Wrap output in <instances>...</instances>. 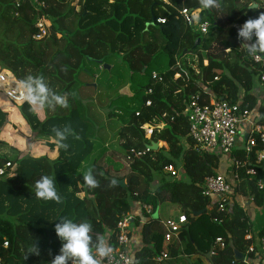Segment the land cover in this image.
Here are the masks:
<instances>
[{"label":"trees","instance_id":"16d2710c","mask_svg":"<svg viewBox=\"0 0 264 264\" xmlns=\"http://www.w3.org/2000/svg\"><path fill=\"white\" fill-rule=\"evenodd\" d=\"M45 2L46 8H37L24 0L17 8L14 0H0V68L11 72L18 82L28 75L42 76L71 98L78 88L97 92L93 85L78 82L81 74H89L84 69L86 63L102 62L103 67L113 59L123 61L133 95L115 98L109 109L112 116L113 110H120L128 118L119 138L125 159L131 158V174L120 180L94 167L98 186L86 187L78 171L93 152L90 137L97 132L94 126L91 130L89 108L79 104L67 115L50 117L45 109L42 118L41 111L34 113L25 102L20 107L21 115L40 136L51 139L48 147L56 149L58 157L10 160L0 156V162L13 163L12 176L0 179V259L5 264H51L61 248L54 230L61 218L91 223L93 241L101 235L108 246L117 248L118 224L129 214L134 216L130 238L135 235V225L142 239L138 252L131 241V255L136 264H153L165 248V229L156 216L162 199L177 206L187 220L180 240L168 247L170 258L196 255L208 257L211 264H232L235 260L230 240L237 251L246 254L252 244L246 237L253 224L235 197L247 198L259 209L264 207V189L258 186L264 183V162H256L262 145L258 142V147L247 153L244 138L242 146L229 155L239 164L238 168L231 166L239 181L232 203L220 211L211 198L203 195L202 187L206 178L220 175L222 154L194 149L186 108L197 94L203 102H241L243 110H258L259 122L264 125V105H259L253 93L254 79L264 73V68L254 62L237 38L238 29L264 12V5L252 9L255 0H218V8L206 10L200 8L198 0H169V4L159 0ZM184 8L200 9V22L210 23L206 35L187 25L180 14ZM41 18L50 21L51 34L36 41V23ZM159 19L165 23H158ZM198 39L201 42L194 48ZM51 50L46 61V53ZM13 80L5 77L0 86L13 89ZM6 115L0 109V127ZM146 125L153 129L150 139L146 137ZM66 127L72 134L63 142L68 145L64 149L57 146L54 130ZM152 143L162 148L151 150ZM171 166L182 170L187 180L184 175L180 179L166 178L165 169ZM251 169L256 170V176L247 175ZM42 175L55 178L59 202L35 197L34 184ZM157 176L163 178L152 189ZM81 193L85 194L83 200L77 197ZM140 204L151 206L153 214L148 215ZM260 233H264V225ZM217 238L225 239L227 246L210 257ZM5 242L9 244L7 249ZM35 242L40 255H27ZM252 259L256 261L257 257L253 254Z\"/></svg>","mask_w":264,"mask_h":264},{"label":"built area","instance_id":"2783aa9c","mask_svg":"<svg viewBox=\"0 0 264 264\" xmlns=\"http://www.w3.org/2000/svg\"><path fill=\"white\" fill-rule=\"evenodd\" d=\"M159 1L163 4H169V0ZM23 2L24 0H14L17 8L21 7ZM30 3L37 8H46L45 0H30ZM200 12V9L184 8L180 14L187 25L194 27L202 35H206L210 29V23L208 21L200 22ZM158 23L163 24L165 20L159 19ZM36 28L38 30V33L34 36L36 41L44 40L51 34V23L46 18H41L36 23ZM252 58L254 62L261 63L264 68V55L253 54ZM4 74L6 73L0 70L1 80L7 77ZM154 77L156 76L154 75ZM259 82L264 86V73L259 75ZM24 103L21 101V105ZM186 109L189 122V138L193 143L194 149L199 152H218L222 155H230L236 149L238 142L245 138L246 144L244 148L247 153H252L253 149L258 147V142H260L262 150L257 153L256 162L258 164L264 162V125L260 124L259 120L254 117L253 112L243 110L241 102L232 103L226 99H211L210 102H203L200 95L197 94L190 99ZM144 129L146 137L150 139L153 129L147 125ZM126 161L130 163L131 158H126ZM232 164H235L236 168L239 167V164L234 159H232ZM12 168L13 163L11 161L0 162V179L12 176ZM165 172L174 178H179V170L174 166L166 168ZM247 175L256 176L257 172L251 169L247 171ZM233 177L237 183L239 181L238 176L234 175ZM258 186L260 190L264 189L262 181ZM202 188L203 195L211 198L213 203L218 205L220 211H225L227 206L232 203L235 186L223 175L206 178ZM140 207L148 215L153 214L151 206L140 204ZM133 222V215L128 214L122 218L118 224L120 231L117 238L118 247L113 249L110 257L103 258L101 264H136V260L132 257L130 250L131 238L129 234ZM161 223L165 229V243L167 246L160 255L153 259V264H166L170 260L168 247L180 240L181 231L187 224V220L185 216L179 215ZM246 239L252 242V244L245 254L244 260L242 262L234 261L232 264H261L264 257V233L256 235L249 233ZM226 246L225 239L217 238L210 257L217 256L218 252L223 251ZM8 247L9 244L6 242L4 248L7 249ZM253 254L257 257L256 261L252 259ZM0 264H5V262L0 259Z\"/></svg>","mask_w":264,"mask_h":264},{"label":"rangeland","instance_id":"374dc122","mask_svg":"<svg viewBox=\"0 0 264 264\" xmlns=\"http://www.w3.org/2000/svg\"><path fill=\"white\" fill-rule=\"evenodd\" d=\"M76 10H79L78 6H76ZM51 53L52 50L46 53V61L49 59ZM34 58L36 59L35 56ZM39 64L44 66L46 63ZM108 65L110 69H105V66L101 67L100 64L86 63L84 69L89 74H81L78 82L81 85H93L97 92L95 93L91 88H78L75 96L71 98L67 97L69 105L67 108L57 106L52 111L47 110V116L67 115L73 109L79 108V104L88 107L90 110L88 117L90 121H92L91 124H93L91 130H93L94 126L97 132L95 136L90 137L93 143V152L82 164L78 173L83 176L86 171H93V168L97 167L107 171L111 177L121 180L127 178L131 174V169L129 167L131 164L125 159V153L122 150V141L119 138L120 129L124 126L128 118L125 116L124 112L120 110H113L114 115L112 116L109 104L119 96H132L133 90L129 84L130 74L124 62L113 59L109 61ZM1 71L5 72L6 70ZM4 75L7 76V74ZM44 80L53 92L62 95L46 78H44ZM0 82H2L1 77ZM17 84L18 81L14 76V80L11 81L10 84L14 87L13 89L11 86L6 88L0 86V109L7 114L5 121L0 127V156L7 157L10 160L23 157H32L35 159L48 157L51 160H55L58 157V151L48 147V144L51 143V139L40 136L21 115L20 107L23 104L21 105V100L17 97L19 94ZM254 86V91L258 88H263L259 82V77L254 79ZM81 108L83 107L81 106ZM81 113L83 114L82 111ZM40 115L42 118H45V113L43 111H41ZM147 139L149 138L147 137ZM241 146L242 144L238 142L236 148H240ZM159 147L162 148L160 144ZM231 166L232 160L230 156L222 155L218 170L219 174L226 176L232 175ZM182 173L183 171L180 170V177L184 175H182ZM165 176H167L166 178L168 179L174 178L168 173H166ZM180 177L177 179H180ZM162 178L163 176H157L155 178L152 189L158 186ZM183 179L187 180V177L184 175ZM79 187L80 189L82 188L81 186ZM77 197L83 200L85 194H77ZM162 200V218L179 214L177 213V206L171 205L166 199ZM252 209L248 211V217L254 229L257 230L264 225V207L261 209L258 208L259 211L255 210L256 217L254 219L252 218ZM21 258H24V256L21 255Z\"/></svg>","mask_w":264,"mask_h":264},{"label":"clouds","instance_id":"9594fccd","mask_svg":"<svg viewBox=\"0 0 264 264\" xmlns=\"http://www.w3.org/2000/svg\"><path fill=\"white\" fill-rule=\"evenodd\" d=\"M201 9L218 8V0H198ZM237 38L242 46L248 48L249 53L264 52V12L256 18L246 20L238 29ZM1 70V68H0ZM18 99L26 102L31 110L40 112L45 109L52 111L57 106L67 108V95L53 92L42 76L28 75L17 84ZM57 146L67 149L63 143L67 135L72 134L67 127L63 130H54ZM79 139V137H76ZM83 184L88 188L98 186L97 180L91 170L83 174ZM34 194L37 199L43 201H60L56 189L55 178L42 175L34 184ZM55 224V233L61 242L58 255L51 260V264H101L103 258L110 257L113 249L108 246L104 236L97 235L95 241L91 235L93 228L87 221L75 222L69 218H61ZM40 255V249L36 242L28 248L27 255Z\"/></svg>","mask_w":264,"mask_h":264},{"label":"crops","instance_id":"0c3cea01","mask_svg":"<svg viewBox=\"0 0 264 264\" xmlns=\"http://www.w3.org/2000/svg\"><path fill=\"white\" fill-rule=\"evenodd\" d=\"M255 3L258 5V7L261 5H264V0H255ZM5 73L7 74L8 77H13L14 79V76L12 75V73H10L9 71H5ZM263 88H258L257 90H255L253 93L254 95L257 97L258 101H259V105H264V86H262ZM253 115L255 118H257V120L260 121L261 119V115L260 113L258 112V110L256 111H253ZM240 142V141H239ZM165 148H167V145L165 144ZM221 175V174H220ZM233 186H236L237 183L235 182L234 180V175L232 173V175H223ZM236 201L243 207V209L246 211V213L248 214L249 216V213L248 211L250 209L252 213V218L254 219L256 217V213H255V210H258L259 209L257 207H255V205L251 202V200L247 199V198H243L241 196H237L235 197ZM179 214H177L176 216L180 215V210L179 208L177 209ZM160 219H161V222L167 220V219H170V218H173V217H176V216H168L166 218H162L161 217V206L159 208V213H158ZM262 230V227L255 230L254 227H253V230H252V234L256 235L258 233H260ZM132 231L135 232V235L131 237V241H132V247L133 249H135L136 252H138L139 250H141L142 248V239L140 237L139 234V228H136V226L134 225L132 227ZM166 243H164V247H166ZM211 264L210 263V260L208 257H202V256H196V255H191V256H187V255H184V256H181L179 255L178 257L176 258H170V260L168 262H166V264ZM261 264H264V257L262 258V261H261Z\"/></svg>","mask_w":264,"mask_h":264},{"label":"water","instance_id":"95a60500","mask_svg":"<svg viewBox=\"0 0 264 264\" xmlns=\"http://www.w3.org/2000/svg\"><path fill=\"white\" fill-rule=\"evenodd\" d=\"M251 8H252V9H257V8H258V5H257V4H254ZM263 10H264V9H263ZM154 21H155V20H154ZM200 42H201V40L198 39V40L196 41V43H195L194 48H197V47L199 46ZM245 51H246V53H248V55H250V56H252L253 54H254V55L262 56L259 52H257V53H249L247 47L245 48ZM99 63L102 64V62H99ZM104 68H105V69H110V66H109V65H105ZM246 139H247V138H246ZM159 148H160V147H159V144H157V143H152V144L149 146V149L154 150V151H157ZM120 184H121L123 187H125V182H124V181H120ZM156 216H158V214H156ZM229 246H230V248H231V249L233 250V252H234V260H235V262H242V261L244 260V258H245V254H243V253L237 251V250L234 248V246H233V241H232V240H230Z\"/></svg>","mask_w":264,"mask_h":264}]
</instances>
